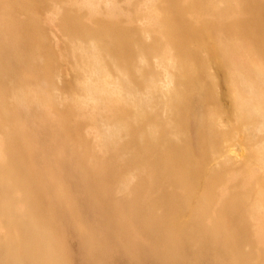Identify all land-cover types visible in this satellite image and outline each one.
Here are the masks:
<instances>
[{
    "label": "bare ground",
    "instance_id": "6f19581e",
    "mask_svg": "<svg viewBox=\"0 0 264 264\" xmlns=\"http://www.w3.org/2000/svg\"><path fill=\"white\" fill-rule=\"evenodd\" d=\"M0 264H264V0H0Z\"/></svg>",
    "mask_w": 264,
    "mask_h": 264
},
{
    "label": "rangeland",
    "instance_id": "374dc122",
    "mask_svg": "<svg viewBox=\"0 0 264 264\" xmlns=\"http://www.w3.org/2000/svg\"><path fill=\"white\" fill-rule=\"evenodd\" d=\"M67 64V63H66ZM64 64V77L61 78L62 82L64 81V79H71L73 77L72 75V69L71 66L69 64ZM219 92L223 95L222 96V103L226 108H231V101H230V97L228 95H226V87L224 84H221L219 86ZM261 136L258 137L257 140H260ZM230 146H229V154L237 157V158H241L242 157V143L239 140V138H233L231 140L228 141ZM239 156V157H238Z\"/></svg>",
    "mask_w": 264,
    "mask_h": 264
}]
</instances>
